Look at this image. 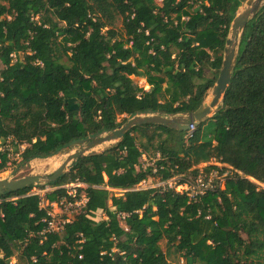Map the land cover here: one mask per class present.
Masks as SVG:
<instances>
[{"label": "trees", "instance_id": "1", "mask_svg": "<svg viewBox=\"0 0 264 264\" xmlns=\"http://www.w3.org/2000/svg\"><path fill=\"white\" fill-rule=\"evenodd\" d=\"M245 1L4 0L0 143L11 139L14 153L26 144L19 158L28 163L135 115L196 110L216 82ZM131 77L145 78L149 88ZM118 116L125 117L117 122ZM143 156L154 158L153 166L143 168ZM211 159L243 177L196 201L168 188L138 189L151 177L194 175ZM9 161L0 151V172ZM248 178L264 185V5L241 34L229 85L211 117L192 132L134 127L48 183L85 186L84 213L62 233H42L46 211L28 194L34 186L0 194V264L13 257L26 264H173L171 250L185 264H264V188Z\"/></svg>", "mask_w": 264, "mask_h": 264}, {"label": "water", "instance_id": "2", "mask_svg": "<svg viewBox=\"0 0 264 264\" xmlns=\"http://www.w3.org/2000/svg\"><path fill=\"white\" fill-rule=\"evenodd\" d=\"M263 5L264 0H246L243 7L238 9L225 41L222 64L216 82L209 97L196 110L168 116L162 114L135 115L126 119L115 129L100 136L74 141L68 146L70 152L52 174L30 175L15 181L0 179V194L4 191H18L28 186L53 183L80 157L95 153L100 146L119 142L134 127L154 124L176 131L189 132L191 126L196 127L211 117L229 85L241 34L247 23L259 12Z\"/></svg>", "mask_w": 264, "mask_h": 264}, {"label": "built area", "instance_id": "3", "mask_svg": "<svg viewBox=\"0 0 264 264\" xmlns=\"http://www.w3.org/2000/svg\"><path fill=\"white\" fill-rule=\"evenodd\" d=\"M193 129L194 127L191 126L189 132H192ZM7 141L12 143L11 139L6 140V142ZM26 147V144L18 146V153H16L18 158L20 153ZM0 151L8 152V157H10L11 150L7 148V145L5 147L0 145ZM144 157L145 156H143V158ZM9 165L10 163L8 162L7 166ZM141 165L143 168L153 166V164H148L145 162H141ZM222 165V168L214 167L209 170H206V165V167H197L196 174L176 175L169 180L162 181L163 185L161 187L172 189L179 194L186 195L189 200L196 201L209 192H214L217 189L223 188L228 179H232L236 175L243 177L242 173L233 170L230 166L226 164ZM224 167L230 168V170H233L234 173L229 174V170L225 169ZM155 171L156 169L154 168L153 172ZM248 179L257 184L259 187L264 188V185L257 183L253 179ZM76 185L78 186L80 184L71 183L61 186H55L54 188L44 187V189L42 188L40 190L31 189V191L28 193L29 195L38 196L40 199L39 207L46 211V218L42 220V222L44 223L42 233L60 234L63 232L66 224L72 222L76 216L84 213L86 197L85 194H83L82 198L79 197L78 193L74 189ZM57 190H64V193L62 195H59L55 200L49 201L46 195L49 194V192H54ZM124 216L125 215H122V217Z\"/></svg>", "mask_w": 264, "mask_h": 264}, {"label": "rangeland", "instance_id": "4", "mask_svg": "<svg viewBox=\"0 0 264 264\" xmlns=\"http://www.w3.org/2000/svg\"><path fill=\"white\" fill-rule=\"evenodd\" d=\"M155 2L158 5L161 4V0H155ZM0 4H5L4 0H0ZM243 5H244V3L242 4V6L240 8H242ZM114 29L116 31L120 32V30H121L120 21L116 22ZM134 63H135V65H138L136 60H134ZM0 67H1V64H0ZM131 79H132L135 86H137L139 88H144L146 90L149 88V85L147 84L145 78L131 77ZM210 92H211V90L207 93L206 99L209 97ZM166 95L169 99L172 98V94H171L170 89H166ZM124 117L125 116H118L117 122H121L124 119ZM0 145H2L3 147H5L7 145V148L11 150L10 151V161H9L10 165L7 166V168L4 171L0 172V179L10 180V181L19 180L21 178H24V177H27L30 175H50L58 167V165H60V163L63 162L66 155L70 152V149L68 148V149L61 151L57 155H53L50 157H44V158H35V159L29 161L28 163H21L20 158H18L17 154L14 153V147L12 146V143L7 141L3 144L0 143ZM111 145H113V144H106V145L100 146L96 152H101V151L105 150L106 148L110 147ZM154 161H155L154 158H150L148 156H145L144 158L142 157V159H141V162H145L148 164H153ZM205 165L217 167V168L223 167V165L221 163L215 161L214 159H211L207 163H201L197 167H204ZM224 168L229 170V174L234 173V171L230 170V168H228V167H224ZM162 185H163V182L158 177H151L147 181H145L144 183H141L138 186V188L139 189H152V188H159ZM44 187L45 188L46 187L54 188L55 186H50L48 184L35 185L32 188V190L33 189L40 190L42 188L44 189ZM84 188H85L84 185H78V186L76 185L74 187V189L76 190V192L78 193L80 198L83 197ZM115 192L117 193V195H120V193H121V191H115ZM49 193H51V192H49ZM94 218L96 219V221H100V220L104 219V215L101 211H98L94 215ZM160 247L163 251H165V252L167 251L165 241L160 242ZM17 254L19 255V252L16 253V256H17ZM168 257H169V260L173 264H185L183 258H181V255L178 253H175L173 250L169 251ZM16 263L26 264L24 261L20 260L19 258L13 257L11 259V264H16Z\"/></svg>", "mask_w": 264, "mask_h": 264}, {"label": "bare ground", "instance_id": "5", "mask_svg": "<svg viewBox=\"0 0 264 264\" xmlns=\"http://www.w3.org/2000/svg\"><path fill=\"white\" fill-rule=\"evenodd\" d=\"M52 163V162H51ZM81 185V184H80Z\"/></svg>", "mask_w": 264, "mask_h": 264}]
</instances>
